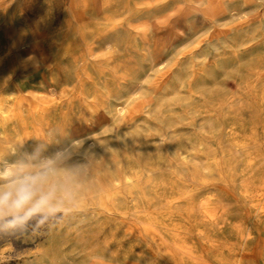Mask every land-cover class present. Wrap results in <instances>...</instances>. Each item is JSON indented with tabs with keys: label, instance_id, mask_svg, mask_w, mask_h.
I'll use <instances>...</instances> for the list:
<instances>
[{
	"label": "rangeland",
	"instance_id": "rangeland-1",
	"mask_svg": "<svg viewBox=\"0 0 264 264\" xmlns=\"http://www.w3.org/2000/svg\"><path fill=\"white\" fill-rule=\"evenodd\" d=\"M43 66L65 106L91 105L58 160L73 211L0 234V264H264V0H0V94L34 92ZM26 131L0 133V157L56 156ZM125 169L141 188L106 211L98 180Z\"/></svg>",
	"mask_w": 264,
	"mask_h": 264
},
{
	"label": "bare ground",
	"instance_id": "bare-ground-1",
	"mask_svg": "<svg viewBox=\"0 0 264 264\" xmlns=\"http://www.w3.org/2000/svg\"><path fill=\"white\" fill-rule=\"evenodd\" d=\"M98 5H113L118 0H97ZM110 29H113L118 21L109 19ZM104 45L110 46V39L104 40L100 37ZM116 39V38H114ZM234 71V70H233ZM43 81L34 86V92L27 96L17 94L14 88L11 91H4L0 94V133L3 134V139H7L8 135L16 137L21 141L28 132L26 128L33 130L35 134L44 133L51 141L52 154H60L68 146L78 140V133L85 128L87 120L86 115L89 114L88 109L91 108L90 103L86 101V95L81 101L82 106L75 109L73 106H65V99L62 92L66 91L57 83L53 82L52 70L43 66L41 68ZM77 91V90H76ZM74 91V92H76ZM79 91V90H78ZM22 94V93H21ZM61 94V95H60ZM72 98H80V95H72ZM68 101H71L69 98ZM66 102V104L71 102ZM74 102V101H73ZM78 105V104H76ZM118 105V104H116ZM121 106L118 107L120 111ZM236 145L246 150V141H238ZM238 147V148H239ZM173 154L178 156V160L184 164H188L196 171L195 161L188 159L189 150L181 149L176 152L171 148ZM45 157L49 155L42 154ZM246 161L252 163L254 158L247 152L245 153ZM11 162L5 157H0V165ZM150 170V168H148ZM144 171V170H143ZM149 173V172H147ZM147 175V174H146ZM140 175L130 169H125L121 174L115 175L109 179L110 184L107 188L103 180H98V185L102 193L99 197V204L106 210H110V204L119 198L120 184H124V188L128 193L138 192L141 188L139 183ZM157 182H152L149 185V191L155 192ZM140 193V192H139ZM242 193L248 194L247 189H243ZM202 213L209 218H213L214 212L205 207L202 208ZM180 248L187 249L186 246L180 245Z\"/></svg>",
	"mask_w": 264,
	"mask_h": 264
},
{
	"label": "clouds",
	"instance_id": "clouds-1",
	"mask_svg": "<svg viewBox=\"0 0 264 264\" xmlns=\"http://www.w3.org/2000/svg\"><path fill=\"white\" fill-rule=\"evenodd\" d=\"M37 149L0 166V234L15 235L62 223L73 211V172Z\"/></svg>",
	"mask_w": 264,
	"mask_h": 264
}]
</instances>
